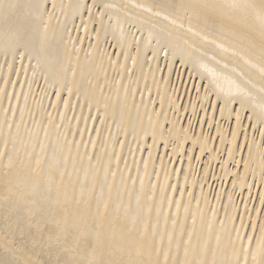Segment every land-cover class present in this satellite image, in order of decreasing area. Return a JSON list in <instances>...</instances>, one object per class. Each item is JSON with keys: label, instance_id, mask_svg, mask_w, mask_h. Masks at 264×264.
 <instances>
[{"label": "bare ground", "instance_id": "1", "mask_svg": "<svg viewBox=\"0 0 264 264\" xmlns=\"http://www.w3.org/2000/svg\"><path fill=\"white\" fill-rule=\"evenodd\" d=\"M0 264H264V0H0Z\"/></svg>", "mask_w": 264, "mask_h": 264}, {"label": "rangeland", "instance_id": "2", "mask_svg": "<svg viewBox=\"0 0 264 264\" xmlns=\"http://www.w3.org/2000/svg\"><path fill=\"white\" fill-rule=\"evenodd\" d=\"M198 115H199V113L197 114V118H198ZM196 122H197V119H196ZM196 124V123H195Z\"/></svg>", "mask_w": 264, "mask_h": 264}]
</instances>
